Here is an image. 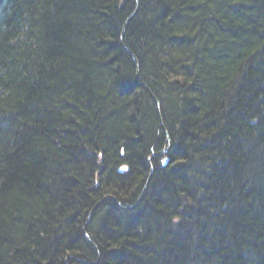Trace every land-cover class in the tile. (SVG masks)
<instances>
[{"label":"trees","instance_id":"obj_1","mask_svg":"<svg viewBox=\"0 0 264 264\" xmlns=\"http://www.w3.org/2000/svg\"><path fill=\"white\" fill-rule=\"evenodd\" d=\"M0 264H264V0H0Z\"/></svg>","mask_w":264,"mask_h":264},{"label":"bare ground","instance_id":"obj_2","mask_svg":"<svg viewBox=\"0 0 264 264\" xmlns=\"http://www.w3.org/2000/svg\"><path fill=\"white\" fill-rule=\"evenodd\" d=\"M168 150H169V147H168ZM160 154V153H159ZM156 154H153L151 157H150V161H151V159H152V157H154ZM163 162H165L166 163V160L165 159H163ZM152 168H153V170H154V167H153V165H152ZM148 183V182H147ZM182 247H180V249H181ZM82 262H84L83 260H81ZM85 263V262H84Z\"/></svg>","mask_w":264,"mask_h":264},{"label":"rangeland","instance_id":"obj_3","mask_svg":"<svg viewBox=\"0 0 264 264\" xmlns=\"http://www.w3.org/2000/svg\"><path fill=\"white\" fill-rule=\"evenodd\" d=\"M166 149H168V147H167ZM166 149L162 150V151L160 152V155H161V154H164ZM157 155H159V153H158ZM164 159H165V158H164ZM166 161H167V160H166ZM152 170H153V169H152ZM84 231H85V229H84Z\"/></svg>","mask_w":264,"mask_h":264},{"label":"water","instance_id":"obj_4","mask_svg":"<svg viewBox=\"0 0 264 264\" xmlns=\"http://www.w3.org/2000/svg\"><path fill=\"white\" fill-rule=\"evenodd\" d=\"M167 151H168V149L165 150V152H167ZM166 163H167V161H166ZM166 163L164 162V165H165Z\"/></svg>","mask_w":264,"mask_h":264}]
</instances>
